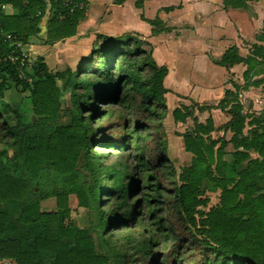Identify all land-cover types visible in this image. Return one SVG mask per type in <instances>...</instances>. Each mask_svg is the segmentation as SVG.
<instances>
[{"label":"trees","instance_id":"trees-1","mask_svg":"<svg viewBox=\"0 0 264 264\" xmlns=\"http://www.w3.org/2000/svg\"><path fill=\"white\" fill-rule=\"evenodd\" d=\"M49 1L54 11L48 20L47 41L73 35L78 19L83 16L85 0H68L67 4L63 2L65 0ZM123 1L115 0V3ZM5 3L18 12L4 14L1 5ZM135 5L140 7L141 0H135ZM44 8V0H0V141L12 149L11 155L6 149L0 150V259H12L15 264H138L136 257L127 250L114 248L111 255L99 252L93 235L98 229L106 233L114 227L131 226L133 218L123 212L115 218L118 208L105 215L97 197L101 186L92 183L83 186L79 200L94 217L88 227L78 226L73 209L67 203L68 178L81 151L86 156L91 150L93 132L89 126L96 115L97 101L114 99L119 102L121 90L130 86L138 95V107L144 118L137 126L153 125V130L162 128L167 110L164 93L169 91L162 80L167 69L158 65L144 49L143 40L126 32L104 36L108 44L92 48L86 60L74 70L67 67L52 72L37 59L32 64V80L28 82L19 76L14 63L3 59L14 49L3 34L10 33L16 40L26 41L29 35L37 32ZM140 17L150 25L157 23V20ZM259 39H264V27ZM252 51L264 59V45H254ZM94 60L99 78L94 85L97 90L86 94L79 92V89L88 88L87 82L79 80L80 71ZM239 60L236 50L229 48L221 63ZM117 62L121 67L116 76ZM247 74L248 69L244 76ZM57 79L62 81L60 87L56 85ZM7 80H12L22 91L29 90L36 115L32 122H23L18 112L2 100ZM67 89L71 103L67 108L69 122L61 124L56 122L61 108L59 97ZM227 95L228 91L218 106L229 105L226 110L229 118L226 129L231 131L229 139L204 138L213 129L210 119L205 124L196 123L191 133L182 134L183 146L193 156L182 169L181 182L175 183L171 190L173 204L169 209H175L184 225L194 226L196 207L204 200L206 202V197L201 199L199 196V186L203 182L205 189L219 190L218 204L201 218L199 232H203L205 238L187 228L188 249L197 250L192 262H189L191 257L182 256L183 252L172 250L165 256V264H264V109L248 121L251 126L243 134L241 105ZM191 110V106L181 105L172 110V116L184 121ZM10 114L15 119L13 125L8 124ZM120 126L124 127V124ZM119 142L123 143L122 140ZM166 145V138L158 135L148 149L149 157L145 163L153 171L149 179L159 173L173 176L174 166L167 156ZM228 145L231 151L227 150ZM250 150L257 157L251 158ZM91 173L94 175L93 170ZM161 187L159 180L157 202L162 198V192L157 190ZM122 191L114 187L110 195L120 200ZM47 200L54 204L41 206V202ZM139 205L140 201L136 206ZM158 222L163 223L164 218L159 217ZM155 243V240L147 242L149 249L144 264H159L157 253L150 247Z\"/></svg>","mask_w":264,"mask_h":264},{"label":"crops","instance_id":"crops-1","mask_svg":"<svg viewBox=\"0 0 264 264\" xmlns=\"http://www.w3.org/2000/svg\"><path fill=\"white\" fill-rule=\"evenodd\" d=\"M44 2L37 32L24 42H15L16 51L23 53L27 60L19 76L30 82L32 64L37 59L52 72L67 67L74 70L86 60L92 48L108 44L104 36L132 32L144 41L148 50L144 49L154 61L167 69L162 83L169 91L164 97L171 95L174 107L169 109L166 105L162 130L166 133V144H181L182 152L184 150L188 157L185 165L190 163L193 155L185 150L182 134L191 133L196 123L205 124L207 119L211 120L213 129L204 138L217 140L224 137L227 140L231 136V131L226 129L229 105L225 108L218 106L226 91L227 98H234L241 105L243 134L251 126L248 121L264 109V59L252 51L254 45H264V39H259L264 27V0H141L140 7L135 5V0H124L120 4L115 0H85L84 13L77 21L75 33L55 41H47L48 20L54 9L49 0ZM1 10L8 15L18 12L8 3ZM141 15L145 19L157 20V23L150 25ZM153 28L156 31L153 32ZM229 48L236 50L240 60L221 63ZM246 58H250L248 63ZM58 82L62 81L56 80L60 87ZM171 84L183 87L173 89ZM2 100L18 112L23 122L35 119L28 89L22 91L12 80H7ZM181 105L192 107L191 114L184 121L172 116V110ZM7 117L8 124L13 125V115ZM169 123L173 125L170 134L165 127ZM189 124L191 126L187 127ZM3 149L12 154V149L0 141V150ZM227 150H232L230 145ZM248 152L251 158L257 157L254 151ZM214 192L218 195L219 190L211 193ZM0 264L15 263L3 258Z\"/></svg>","mask_w":264,"mask_h":264},{"label":"rangeland","instance_id":"rangeland-1","mask_svg":"<svg viewBox=\"0 0 264 264\" xmlns=\"http://www.w3.org/2000/svg\"><path fill=\"white\" fill-rule=\"evenodd\" d=\"M143 47L148 50L147 45L143 44ZM94 64L95 60L93 63L90 61L80 71L79 80L87 82L88 88L79 89V92L86 94L88 91L94 93L97 90L94 85L98 83L99 78L96 76L95 72L97 70ZM89 65L91 67L87 69ZM97 67L102 68L101 64H97ZM120 67L117 62L114 70L116 76ZM58 83L61 86L62 83ZM108 85H112V83H108ZM170 87L182 89L183 86L171 84ZM59 100L61 106L60 116L56 119V122L68 123L67 108L71 107L69 89L60 94ZM164 102L169 109L174 107L171 95L168 98L164 97ZM95 106L97 108L96 115L89 126L90 132H93L90 144L92 146L91 150L86 156L81 151L75 169L68 178L70 191L67 203L73 209V216L78 226L88 227L91 218L94 217V214L79 200V195L83 192V186L92 183L99 184L101 193L97 197L100 198L99 204L105 215H109L113 209L118 208L114 215L115 218H119L121 212H123L125 216H130L134 220L131 226L118 229L114 227L106 233H102L98 229L97 233L95 232L96 234L93 235L99 252L111 255L114 248L127 250L132 256L136 257L139 261L138 264H144L149 249L147 242L155 240L156 243L150 245V247L153 248L154 253H157L159 264H165L164 258L172 250L183 252L182 256L191 257L189 262H192L197 250L188 249L187 228L197 232L198 236L205 238V234L199 232L202 227L201 218L209 209L218 204L217 192L211 193V190L205 189V182L200 184L199 196L201 199L206 197V202L204 200L196 207L195 225H184V222H181L175 214V209H169V206L173 204L171 190L175 183L179 184L181 182L180 174L188 159L184 155L185 151L182 152L181 144L166 145L167 156L174 166L173 176H162L159 173L154 179H149V175L153 171L149 170L145 163L149 157L148 149L153 146L154 139L158 135L165 137L166 133L163 132L162 128L153 130V125L145 128L137 126L143 122L144 118L142 110L138 107L136 92L132 87L126 86L121 90L119 102L114 99L97 101ZM122 123L124 127L120 126ZM190 126L191 124L187 125V127ZM165 127L170 134L173 125L169 123ZM105 128H107L106 131H104ZM120 140L123 143H120ZM92 170L94 175L91 173ZM159 180L162 187L157 190L162 192V198L157 202L159 199L156 184ZM114 187L121 188V191L124 190L121 193L122 201L119 200V197L114 198L110 195V190ZM138 201H140V205L137 207ZM52 204H54L52 200L41 202V206ZM156 208L160 209L155 210ZM159 217L164 218L163 223L158 222ZM104 236L106 240H104ZM175 262L173 261V263Z\"/></svg>","mask_w":264,"mask_h":264},{"label":"built area","instance_id":"built-area-1","mask_svg":"<svg viewBox=\"0 0 264 264\" xmlns=\"http://www.w3.org/2000/svg\"><path fill=\"white\" fill-rule=\"evenodd\" d=\"M65 2L67 3L68 0H65ZM4 7V4L1 5V8ZM5 36V38H7L10 41V45L14 46L13 51H11L10 53H8L7 56L3 57L4 60H8L12 63H17L16 68L18 73H20L21 69L26 65L27 60H26V56L23 53L17 52L15 49V42L17 41L16 39H14L10 33H4L3 34Z\"/></svg>","mask_w":264,"mask_h":264}]
</instances>
